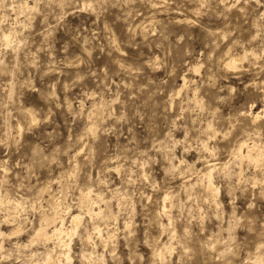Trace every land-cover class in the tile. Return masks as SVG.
Segmentation results:
<instances>
[{"label":"clouds","instance_id":"9594fccd","mask_svg":"<svg viewBox=\"0 0 264 264\" xmlns=\"http://www.w3.org/2000/svg\"><path fill=\"white\" fill-rule=\"evenodd\" d=\"M0 264H264V0H0Z\"/></svg>","mask_w":264,"mask_h":264}]
</instances>
